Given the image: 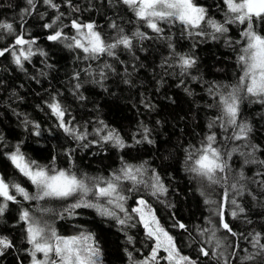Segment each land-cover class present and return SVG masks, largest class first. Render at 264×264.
Masks as SVG:
<instances>
[{"label":"trees","instance_id":"trees-1","mask_svg":"<svg viewBox=\"0 0 264 264\" xmlns=\"http://www.w3.org/2000/svg\"><path fill=\"white\" fill-rule=\"evenodd\" d=\"M56 2L61 5L60 11L65 13L62 18L64 24H70L73 18L94 21L97 30L108 39L115 35V30L109 26L115 21L126 34L140 30L151 39L134 40L131 51L119 47L114 57L105 55L98 60H84L79 50L46 39L50 30L44 28V24L57 13L42 0H37L35 12L25 17L26 22L21 20V9L28 7L26 0H0V20L13 22L18 31L23 23L26 38L29 34L37 38L36 47L47 53L46 57L37 54L30 63L25 62L26 71L17 68L10 55L0 57V134L7 145H0V174L20 183L30 193L35 191L5 155L16 144H20L21 151L30 160L50 165L55 158V165L59 168H68L70 162H74L77 174L84 173L89 177H110L112 172L122 167L121 158L136 165L146 162V167L160 174L168 193L157 200L140 185V191L125 192L127 208L135 207L136 201L143 196L155 210L160 224L175 238L181 252L196 260L197 264H223V259L199 254L201 246L215 252L214 243H209L211 232L201 235V230L213 228L222 243L220 250L228 257L229 264H264V259L259 256L255 261L243 259L256 252L249 242V234H264V187L254 182L264 180V177L255 175L261 170L260 166L244 165L238 154L232 157L231 176L238 178L242 169L246 177L240 181L245 185L243 194L229 189V200L235 198L245 210L233 218L230 213L237 210L235 206L229 203L225 209V219L237 233L233 237L218 227L219 217L215 214L223 189L219 186H213L214 190L205 188L206 195L202 196L200 183L186 171L184 163L185 148L199 145L209 131L207 124L216 114L215 108L208 107L214 104L209 87L232 84L240 74L237 52L225 42V38L213 40L207 36H189L179 23L162 24L163 36L158 37L118 0H112V3L109 0H72L79 8L78 12L67 7L64 0ZM195 2L205 7L210 16L218 20L223 18L220 0ZM241 30L242 26L232 25L227 36L234 41L239 40ZM257 30L264 33V23H258ZM64 31L68 34L73 32L70 26ZM13 42V35L0 32V48L10 47ZM170 44L175 52L196 58V66L189 70L190 74L181 75L176 58L171 55ZM234 47L239 48L240 45ZM105 63L110 64L114 71L105 69L106 78L98 83V71ZM86 68L96 75L86 74L83 71ZM75 72H80L79 81L73 79ZM76 83L81 84L78 90L74 87ZM81 95L85 98L80 99ZM53 97L66 109V122L70 121L72 126H78L82 131L87 128L89 135L86 140H74L58 126L57 118L47 106ZM146 103L152 107H145ZM240 118L252 126L250 143L264 149V104L245 97L240 105ZM100 120L118 130L131 146L119 150L110 143L97 142L99 137L94 134V129ZM36 124L39 125V135L35 134ZM144 127L149 129L151 144L135 143L132 139L135 135V139L140 140ZM212 131L217 132L219 139L220 131L216 128ZM255 155L264 159V151ZM123 187L128 189L131 185L125 181ZM17 199L20 203L9 202L8 210L0 217V235L7 236L15 244L14 249H8L4 256H0V264H30V257L24 251L30 246L26 243L25 225L19 221V214L21 208L34 209L36 202L23 201L20 196ZM206 199L216 203L207 204ZM72 202L74 198L47 203L62 211ZM75 212V216L65 215L64 219L52 217L49 222L60 235L70 236L81 231L94 234L102 252V264H132L127 252H131L132 259L138 261L147 257L154 246L135 220L130 222L136 223L135 227L128 226L122 230L114 220L100 216L95 209L79 208ZM176 222L184 223L187 231L175 227ZM128 237H132V242ZM233 249L235 256L231 255ZM164 255L161 251L160 256ZM160 264L166 262L160 260Z\"/></svg>","mask_w":264,"mask_h":264},{"label":"snow or ice","instance_id":"snow-or-ice-1","mask_svg":"<svg viewBox=\"0 0 264 264\" xmlns=\"http://www.w3.org/2000/svg\"><path fill=\"white\" fill-rule=\"evenodd\" d=\"M42 2L57 13L50 22L44 24V28L50 30L46 39L62 43L69 49L79 50L84 60H98L105 55L114 57L115 50L119 47L131 51L134 40L151 39L146 32L140 30H136L131 35L126 34L115 21L109 25L115 30V35L106 39L101 31L97 30L94 21L84 22L79 18H73L70 24H64L62 18L65 13L60 11L61 5L56 0H42ZM64 3L73 11H79L72 0H64ZM109 3H112V0H109ZM118 3L126 6L137 20L143 21L144 25L158 37L163 36L162 24L179 23L183 26L182 31L187 32L189 36H207L213 40L225 38V42L237 52L236 62L240 74L232 84H213L209 87L208 92L214 104L208 107L215 108L216 114L207 124L209 131L199 145H189L185 148L184 160L186 171L200 183L202 196L206 195L205 188L219 186L223 189L215 213L219 217L218 227L233 237L237 236L225 219V209L229 203L235 206L237 210L230 213L233 218L245 211L237 204L235 198L229 200V189L233 193L243 194L245 185L240 181L246 177L242 169L238 173V178L231 176L233 155L238 154L242 157L244 165H259L261 170L255 175L264 177V159H259L255 155L264 149L250 143L252 126L240 118V105L245 97L251 98L252 102L264 104V33L257 30V24L264 23V0H220L224 14L220 20L210 16L208 10L197 4L195 0H118ZM26 4L28 7L21 9V20L24 22H26L25 17L35 12L37 0H26ZM232 25L242 26L239 33L241 39L234 41L227 36ZM69 26L73 30L72 34L64 31ZM19 28L20 31L13 22L0 20V32H6L14 37L10 47L0 48V57L10 55L17 68L26 71L25 62L30 63L32 57L37 54L46 57L47 53L36 47L37 38L31 37L30 34L29 38H26L22 30L23 23ZM235 45L240 47L236 48ZM169 48L172 50L171 55L176 58V65L181 69V75L190 74L189 70L196 66V58L187 53L175 52L171 44ZM105 69L114 71L110 64L105 63L98 71V83L106 78ZM83 71L88 75H96L87 68ZM73 79L79 81L80 72H75ZM74 87L78 90L81 84L76 83ZM84 98L83 95L80 96V99ZM47 106L57 118L58 126L72 139L77 141L87 139L89 133L86 127L82 131L78 126H72L70 121H65L66 109L59 100L53 97L52 102ZM145 107L150 108L152 105L146 103ZM98 125L94 129V134L99 137L97 142L110 143L119 150L131 146L118 130L110 128L103 120L98 121ZM34 127L37 130L35 134L39 135V125L36 124ZM213 128L220 131L219 139L217 132L212 131ZM132 139L135 143H153L149 138V129L146 127L143 128L140 140H136L135 135ZM229 143L231 147L228 146ZM0 145L7 146L2 134H0ZM245 149L249 150L245 151ZM5 155L35 189L30 193L20 183L6 179L0 174V217H3L8 210L9 202L20 203L17 196L22 197L23 201L36 202L34 209L21 208L19 214V221L25 225L26 243L30 246L24 249L30 257V264H102V252L94 234L81 231L70 236L60 235L49 222L52 217L64 219L65 215L75 216V210L79 208L95 209L100 216L114 220L122 230L128 226L135 227L136 223L142 226L146 237L153 241L154 246L147 257L138 261L132 259L131 252H127L132 264H160V260L165 261L166 264H197L196 260L181 252L175 238L160 224L148 200L141 196L136 201L135 207L129 209L125 206L128 199L125 192L140 191L138 187L140 185H143L144 190L157 200L168 193V188L160 174L155 169L146 167V162L136 165L124 162L121 158L122 167L112 172L110 177L104 178L89 177L84 173L78 175L74 170V162H70L68 168H59L55 165V158L50 165H42L26 157L21 151L20 144L14 145L13 150ZM68 155L71 157V152ZM125 181L130 183V188L123 187ZM254 182L264 187V180ZM89 196L92 198L89 199ZM69 198H74V202L65 206L62 211H57L47 203L65 201ZM205 203L216 202L206 199ZM133 220L136 223H130ZM175 227L187 231L184 223L176 222ZM209 231L211 232L209 243L215 240V248L218 251L222 243L216 239L215 228L201 230V235ZM249 236L251 237L249 242L256 252L250 253L243 259L255 261L258 256L264 259V242H262L264 234L254 232ZM128 240L132 242V237H128ZM14 248L15 244L11 239L0 235V256H4L8 249ZM161 251L166 255L160 256ZM199 254L204 257L212 256L218 260L223 259V264H229L224 252H219L217 255V252L201 246ZM231 255L235 256V249Z\"/></svg>","mask_w":264,"mask_h":264},{"label":"rangeland","instance_id":"rangeland-1","mask_svg":"<svg viewBox=\"0 0 264 264\" xmlns=\"http://www.w3.org/2000/svg\"><path fill=\"white\" fill-rule=\"evenodd\" d=\"M209 238L211 239V235L209 236ZM216 239L220 240V239L217 238V237H216ZM220 241H221V240H220ZM212 242L214 243V246H215V240H212ZM215 252H217V254H218L219 252H221V250L219 249V250L217 251V249L215 248Z\"/></svg>","mask_w":264,"mask_h":264}]
</instances>
